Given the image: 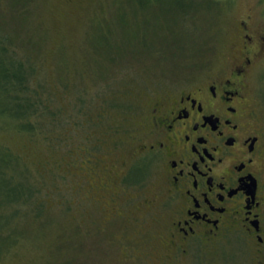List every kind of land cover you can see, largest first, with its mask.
<instances>
[{
	"label": "rangeland",
	"instance_id": "obj_1",
	"mask_svg": "<svg viewBox=\"0 0 264 264\" xmlns=\"http://www.w3.org/2000/svg\"><path fill=\"white\" fill-rule=\"evenodd\" d=\"M239 22L264 35V0H0V34L14 37L32 82L47 87L52 110L71 121L82 108L85 121L79 131L69 122L56 140L64 152L47 151L0 115V151L46 187L39 215L31 204L30 213L0 209V264H256L235 238L214 253L174 256L159 239L167 213L150 166L130 174V201L98 191L105 168L114 178L139 164L143 112L162 90L235 61ZM249 86L264 117V54Z\"/></svg>",
	"mask_w": 264,
	"mask_h": 264
},
{
	"label": "flooded vegetation",
	"instance_id": "obj_2",
	"mask_svg": "<svg viewBox=\"0 0 264 264\" xmlns=\"http://www.w3.org/2000/svg\"><path fill=\"white\" fill-rule=\"evenodd\" d=\"M236 33L232 64L164 89L147 105L135 154L139 164L124 166L114 178L105 168L101 173L110 178L98 191L130 201V174L150 166L158 177L154 197L167 213L159 239L174 256L214 253L235 238L239 249L264 264V117L249 94L264 35L245 22ZM111 206L120 215V204Z\"/></svg>",
	"mask_w": 264,
	"mask_h": 264
},
{
	"label": "trees",
	"instance_id": "obj_3",
	"mask_svg": "<svg viewBox=\"0 0 264 264\" xmlns=\"http://www.w3.org/2000/svg\"><path fill=\"white\" fill-rule=\"evenodd\" d=\"M10 35L0 34V94L3 95L0 96V103H5L0 115L8 122L15 123L13 128L17 126V133L31 140H42L47 151L54 148L63 151L66 147L62 143L57 145L56 140L63 142L69 122L75 130H83L85 121L82 120V108L74 112L71 121L66 119L62 108L51 109L53 98L47 87L32 82L34 68L27 59L19 58L17 51L12 52L11 45L15 44V39ZM65 152L71 151L67 149ZM26 171L12 152L5 148L0 151V209L20 206V209L29 210L31 204V211L35 207L36 215L41 213L43 203L39 200V194L46 187L41 182L30 180Z\"/></svg>",
	"mask_w": 264,
	"mask_h": 264
}]
</instances>
